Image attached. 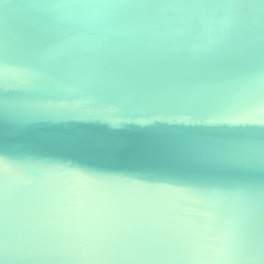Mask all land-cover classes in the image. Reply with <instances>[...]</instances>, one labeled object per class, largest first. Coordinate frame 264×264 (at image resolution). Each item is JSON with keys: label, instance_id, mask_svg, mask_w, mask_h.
Wrapping results in <instances>:
<instances>
[{"label": "water", "instance_id": "water-1", "mask_svg": "<svg viewBox=\"0 0 264 264\" xmlns=\"http://www.w3.org/2000/svg\"><path fill=\"white\" fill-rule=\"evenodd\" d=\"M262 110L264 0H0V176L215 195L264 264Z\"/></svg>", "mask_w": 264, "mask_h": 264}, {"label": "snow or ice", "instance_id": "snow-or-ice-1", "mask_svg": "<svg viewBox=\"0 0 264 264\" xmlns=\"http://www.w3.org/2000/svg\"><path fill=\"white\" fill-rule=\"evenodd\" d=\"M47 175L0 176V264H171L237 239L236 251L257 250L241 216L218 196L90 191Z\"/></svg>", "mask_w": 264, "mask_h": 264}, {"label": "clouds", "instance_id": "clouds-1", "mask_svg": "<svg viewBox=\"0 0 264 264\" xmlns=\"http://www.w3.org/2000/svg\"><path fill=\"white\" fill-rule=\"evenodd\" d=\"M240 216L243 217V209H238L235 205L230 204ZM243 220V219H242ZM175 227V225H172ZM239 240L234 242L232 248H210L208 251H197L192 257L193 264H239L241 260L240 252L236 251Z\"/></svg>", "mask_w": 264, "mask_h": 264}]
</instances>
